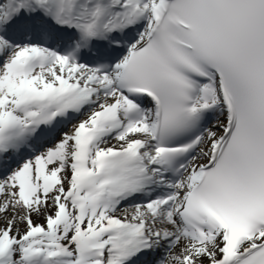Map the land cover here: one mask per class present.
I'll list each match as a JSON object with an SVG mask.
<instances>
[{
	"label": "snow or ice",
	"instance_id": "6c2138e0",
	"mask_svg": "<svg viewBox=\"0 0 264 264\" xmlns=\"http://www.w3.org/2000/svg\"><path fill=\"white\" fill-rule=\"evenodd\" d=\"M0 264H264V0H0Z\"/></svg>",
	"mask_w": 264,
	"mask_h": 264
}]
</instances>
